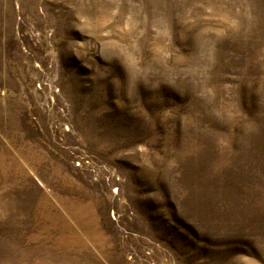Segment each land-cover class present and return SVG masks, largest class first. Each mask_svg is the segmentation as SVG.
<instances>
[{
	"label": "rangeland",
	"instance_id": "374dc122",
	"mask_svg": "<svg viewBox=\"0 0 264 264\" xmlns=\"http://www.w3.org/2000/svg\"><path fill=\"white\" fill-rule=\"evenodd\" d=\"M0 264H264V0H0Z\"/></svg>",
	"mask_w": 264,
	"mask_h": 264
}]
</instances>
